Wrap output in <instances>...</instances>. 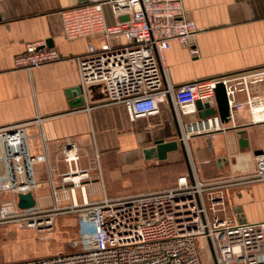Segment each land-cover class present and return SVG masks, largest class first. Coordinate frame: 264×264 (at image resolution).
I'll use <instances>...</instances> for the list:
<instances>
[{
    "label": "built area",
    "instance_id": "built-area-1",
    "mask_svg": "<svg viewBox=\"0 0 264 264\" xmlns=\"http://www.w3.org/2000/svg\"><path fill=\"white\" fill-rule=\"evenodd\" d=\"M105 4L117 19L113 25L105 21ZM59 17L65 39L88 41L86 53L75 57L83 93L98 87L107 104L125 107L131 121L155 115L161 103H171L188 171L160 190L123 197L104 195L94 201L72 199L65 205L54 196L49 208L20 210L14 197L35 191L34 168L47 163V156L30 153L27 123L0 128V229L12 226L17 232L48 235L58 229V217L71 215L78 236L70 243L77 248L72 253L0 264H203L205 246L214 264H264V221L238 222L227 214L226 200L230 187L264 182V150L252 154L250 173L200 179L189 153L191 139H213L227 126L217 113L184 119L198 113L197 101L216 109L214 89L221 82L229 117L246 111L248 123L264 130V67L174 87L164 64L170 43L177 41L188 47L190 55L198 54L192 45L198 29L182 0H88L60 11ZM97 38L102 40L98 47L93 42ZM62 58L44 42H31L16 56L14 65L30 70ZM61 153L68 170L59 175L60 182L70 185L69 191L82 189L89 175L87 169L78 167V149L68 143Z\"/></svg>",
    "mask_w": 264,
    "mask_h": 264
},
{
    "label": "crops",
    "instance_id": "crops-1",
    "mask_svg": "<svg viewBox=\"0 0 264 264\" xmlns=\"http://www.w3.org/2000/svg\"><path fill=\"white\" fill-rule=\"evenodd\" d=\"M182 4L198 29L192 41L198 54L190 55L188 47L177 41L170 43L164 64L174 87L264 67V0H182ZM76 5L78 0H0V128L27 123L30 153L47 156V163L34 168L33 193L38 208L52 206L54 196L65 205L72 199L94 201L104 195L123 197L160 190L172 186L179 174L188 171L169 101L159 105L157 114L131 121L125 107L107 104L96 86L81 96L72 94L80 86L75 57L86 53L88 41L65 39L59 12ZM103 10L106 23L113 25L117 19L109 5ZM101 41L97 38L93 42L98 47ZM31 42L48 43L63 58L30 70L16 68L14 59ZM79 97L82 101L76 103ZM195 117L198 113L184 119ZM248 122L247 112L240 111L213 139H191L189 153L200 179L252 172V154L264 150V130ZM159 140L176 141L179 148L167 152L164 160L145 159L143 150ZM68 143L78 149V167L87 169L89 175L82 181V189L75 187L73 191H69L70 185H62L59 177L68 170L61 156ZM142 172L154 175L158 185L125 194L122 185L132 177L140 178ZM226 200L227 214L236 220L264 221V182L230 187ZM203 250V264H214L209 249L205 246Z\"/></svg>",
    "mask_w": 264,
    "mask_h": 264
},
{
    "label": "rangeland",
    "instance_id": "rangeland-1",
    "mask_svg": "<svg viewBox=\"0 0 264 264\" xmlns=\"http://www.w3.org/2000/svg\"><path fill=\"white\" fill-rule=\"evenodd\" d=\"M141 175L142 176H139L140 178L132 177V181L127 180L126 185H122L126 187L125 194H134L143 190L148 191L150 188H153V186L158 185L156 177L151 173L142 172ZM166 187L167 186L164 188ZM57 221L59 224L58 229L48 235L42 232L39 234L32 233L30 230H21L17 232L12 226L1 228L0 262L47 257L76 251L77 248H73L70 245V243L77 240L78 237L74 217L71 215L60 216ZM202 261L206 263L203 255Z\"/></svg>",
    "mask_w": 264,
    "mask_h": 264
},
{
    "label": "water",
    "instance_id": "water-1",
    "mask_svg": "<svg viewBox=\"0 0 264 264\" xmlns=\"http://www.w3.org/2000/svg\"><path fill=\"white\" fill-rule=\"evenodd\" d=\"M87 2L88 0H78L79 5L85 4ZM46 46L50 47L48 43L46 44ZM214 93H215L216 109L208 108L207 105L202 106L201 103L197 101L195 103V107L198 111V117L206 118L210 115L217 113L222 123L224 124L228 123L230 120L229 108L225 94V88L221 82L216 84ZM72 94L81 96L83 94L81 86L76 87L72 91ZM81 98L78 99L76 103H80L82 101ZM240 142H243V139H240ZM178 148L179 146L176 141L164 142L162 140H159V141H155L154 147L144 149L143 155L145 159L157 158L158 160H164L166 158L167 152L172 150H177ZM14 200L16 207L20 210L31 209L36 206V200L33 192H29L26 194H17L15 195ZM238 222L244 223L245 221L238 220Z\"/></svg>",
    "mask_w": 264,
    "mask_h": 264
}]
</instances>
